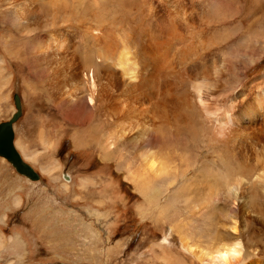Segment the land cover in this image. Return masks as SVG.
I'll return each instance as SVG.
<instances>
[{
    "label": "bare ground",
    "instance_id": "1",
    "mask_svg": "<svg viewBox=\"0 0 264 264\" xmlns=\"http://www.w3.org/2000/svg\"><path fill=\"white\" fill-rule=\"evenodd\" d=\"M0 1L3 17L15 25L2 35L6 50L34 59L26 77L33 93L46 78L45 64L55 80L46 92L64 124H97L87 129V135L92 132L87 142L85 130H74L75 146H94L106 168L115 164L124 175L122 185L126 180L134 185V199L147 214L169 216L170 206L183 202L190 212L208 211L203 216L211 217L226 204L221 217L230 223L235 242L220 237L214 252L201 247V261L245 263L250 251L237 215L253 218L248 211L255 210L243 209L264 200V76L227 90L223 78L234 58L243 59L240 72L246 78L264 60V26L255 30V21L253 31L245 28L252 14L243 15L238 5L248 0H224L213 18L218 24L236 18L241 23L199 42L188 41L176 14L160 12L149 0ZM77 31L84 34V52L75 47ZM239 34L244 38L235 47L232 39ZM210 46L223 54L197 72L195 59ZM26 65L27 60L20 62V68ZM10 77L0 67V86ZM60 126L54 125L55 138L48 127H41L39 137L55 144ZM209 154L220 166L207 161ZM236 201L239 209L233 207Z\"/></svg>",
    "mask_w": 264,
    "mask_h": 264
},
{
    "label": "rangeland",
    "instance_id": "2",
    "mask_svg": "<svg viewBox=\"0 0 264 264\" xmlns=\"http://www.w3.org/2000/svg\"><path fill=\"white\" fill-rule=\"evenodd\" d=\"M149 1L162 13L176 14L182 32L190 33L186 34L187 39L191 38L188 41L199 42L200 38L206 37L211 40L215 32L235 28L241 23L236 18L233 23L220 20L218 24V18H213L223 11L224 0ZM238 5L243 15L252 14L245 21L249 25L245 28L253 31L251 25L255 21L259 24L255 23V30L264 26V0L241 1ZM2 11L4 9H0V67L11 77L8 85L0 86L1 100L4 107L7 106L4 110L0 107V121L12 116L16 110L14 94L19 93L22 113L13 123L15 144L17 136H21L28 146L29 156L25 157L18 149L39 172V178L33 180L18 171L9 159L0 154V264H203L201 247L206 246L214 252L216 245L221 243L220 237L223 242H235L230 223L221 217L226 204L221 203L211 217L203 216L208 211L202 215L190 212L183 202L172 204L169 216H157L156 212L153 213L156 217L147 214L140 209L143 203L139 204L134 199L137 192L134 185L127 186V180L122 185L124 175H118L115 164H111L110 169L106 168L108 164L101 161L94 146L76 147L74 130H85L82 139L87 142L92 134L87 135V129L97 124H64L46 92L50 88L49 83L54 84L55 80L52 68L44 62L41 63L44 64L46 78L37 82L33 93L26 77L33 69L34 59L29 55L18 59L6 50L2 35L11 33L15 25L3 17ZM168 22L166 20V24ZM243 38L239 34L232 39L235 47ZM74 40L75 47L84 52L83 32L77 31ZM179 41L177 46L181 45ZM246 44L244 41L243 45ZM201 51L202 54L194 58L193 68L197 72L202 70L204 63L213 64L223 54L212 46ZM24 60H27V65L20 68V62ZM242 66L243 59L232 60L230 75L223 78L225 90L239 89L244 82L264 76V60L247 78L240 72ZM9 108L11 111L8 113ZM102 115L101 112L99 118L106 120ZM56 123L58 126L61 124L60 137L55 144H45L39 137L40 129L48 127L50 137L53 135L55 138L56 130L53 128ZM206 159L210 164L220 166L217 156L209 154ZM233 207L239 209V202L236 201ZM248 208L256 211H248L253 218L247 221L243 213L237 215L238 230L250 251L243 264H264V215L263 218L258 217L259 213H264V200L259 201L256 207L244 208L243 212ZM184 233L192 239L188 240ZM15 238L19 242L12 244ZM191 243L194 245L192 250Z\"/></svg>",
    "mask_w": 264,
    "mask_h": 264
},
{
    "label": "water",
    "instance_id": "3",
    "mask_svg": "<svg viewBox=\"0 0 264 264\" xmlns=\"http://www.w3.org/2000/svg\"><path fill=\"white\" fill-rule=\"evenodd\" d=\"M16 110L9 119L0 121V154L9 159L16 169L25 173L33 180L39 178V172L25 160L15 144V130L13 123L22 113V102L19 93L14 94Z\"/></svg>",
    "mask_w": 264,
    "mask_h": 264
},
{
    "label": "crops",
    "instance_id": "4",
    "mask_svg": "<svg viewBox=\"0 0 264 264\" xmlns=\"http://www.w3.org/2000/svg\"><path fill=\"white\" fill-rule=\"evenodd\" d=\"M0 107H1V109H5L7 106L5 105V107H4V102H2V100H1V98H0ZM9 110L11 111V109L9 108L8 110H7V112L9 113ZM38 114H40V112L38 113ZM39 128H40V126H39ZM39 134V133H38ZM20 142V143H19ZM23 139H21V136H17V142H16V144H17V147L18 148H20L21 149V151H22V153H23V155L25 156V157H28L29 155H28V152H27V148H28V146L23 142ZM27 156H26V155Z\"/></svg>",
    "mask_w": 264,
    "mask_h": 264
}]
</instances>
